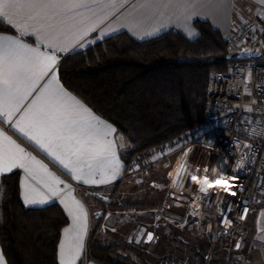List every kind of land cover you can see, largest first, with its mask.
Here are the masks:
<instances>
[{
  "label": "trees",
  "instance_id": "1",
  "mask_svg": "<svg viewBox=\"0 0 264 264\" xmlns=\"http://www.w3.org/2000/svg\"><path fill=\"white\" fill-rule=\"evenodd\" d=\"M194 25L199 33L194 40L176 31L143 41L118 33L65 55L58 65L59 79L127 138L131 156L174 145L205 119L209 73L226 71L236 58L228 40L209 22L197 20ZM0 30L11 31L1 22ZM1 184L0 247L7 264H60V239L69 224L62 207L58 203L26 207L19 171L4 175ZM193 243L196 248L189 251L190 256L178 249L184 260L206 264L212 244L206 240ZM132 253L129 245L92 231L84 261L146 264ZM160 264L180 263L171 256Z\"/></svg>",
  "mask_w": 264,
  "mask_h": 264
},
{
  "label": "snow or ice",
  "instance_id": "2",
  "mask_svg": "<svg viewBox=\"0 0 264 264\" xmlns=\"http://www.w3.org/2000/svg\"><path fill=\"white\" fill-rule=\"evenodd\" d=\"M123 0H0V18L16 21L22 34L31 30L41 42L48 41L53 51H65L69 43L79 46L89 31L107 15V9ZM151 3L152 0H147ZM143 6V5H142ZM57 65L55 55L45 54L29 47L17 38L0 37V117L20 113L17 129L28 139L35 141L49 155L59 160L65 168L81 171L80 165L89 159L102 163L114 158L112 144L107 140L111 132L98 128L94 118L69 93L53 83ZM44 80V83L40 82ZM34 93H38L33 96ZM29 97H33L29 100ZM27 101V104L25 103ZM6 147L0 148V176L14 168H24L34 174L35 168L47 173V169L7 137ZM91 167V165H88ZM207 171V169H205ZM77 179L82 177L77 176ZM198 177L192 176V180ZM207 181V177L204 178ZM95 182V181H93ZM62 183L55 180L54 184ZM226 180L216 179L215 185L224 186ZM54 184L45 183L55 193ZM209 188L213 184L208 185ZM204 191L205 189H200ZM232 195H235L233 192ZM3 186L0 184V197ZM26 205L44 204L46 199L35 189L24 193ZM78 214L73 216L79 231L75 233V253L61 264H75L86 225V214L76 202ZM245 211H247L245 209ZM149 239H152L149 235ZM239 247V245H237ZM0 264H4L0 257Z\"/></svg>",
  "mask_w": 264,
  "mask_h": 264
},
{
  "label": "crops",
  "instance_id": "3",
  "mask_svg": "<svg viewBox=\"0 0 264 264\" xmlns=\"http://www.w3.org/2000/svg\"><path fill=\"white\" fill-rule=\"evenodd\" d=\"M106 11L107 15L103 17L102 21L95 25L94 30L88 32L84 40L80 41L82 47L73 42L66 46L65 51L55 52L48 46V41L41 42L40 37L31 30L28 34H22L16 21L9 22L7 18H0V22L11 29V31L0 30V37L17 38L29 47L57 57L54 73H50L44 80H49L51 75H55L56 79L53 83L75 98L94 118V122H98V128L107 129L111 132L107 140L112 144L114 158L109 157L108 160L102 163L89 159L87 163L80 165L81 171H76L65 168L59 160L49 155L44 148L40 147L35 141L28 139L17 129L16 121L20 113L12 117H0V148L6 147L4 138L7 137L22 148L30 158H34L35 161L39 162V165H43L47 169V173H45L37 165L34 174H29L24 168H14L11 172L0 176V184L4 175L19 171L20 194L26 207L40 208L58 203L69 218V224L63 229L59 244L58 258L60 264L64 259L75 253V245L77 244L75 233L79 231L77 223L73 219V216L78 214L75 207L76 202L82 206L83 212L86 214V225L83 229L82 240L79 241L81 246L78 254H76L75 264H82L84 261L87 240L94 222H92L90 210L84 200L82 190L109 187L122 178L126 168L122 160L123 148L120 142V137L123 135L117 131L111 122L98 116L62 85L58 75V65L61 59L67 54L84 49L122 32L140 41L155 38L168 31L180 32L188 39L194 40L199 34L194 25L197 20L209 22L213 28L227 38L235 28L237 17L242 22L251 13L258 17L264 16V0H152L151 3H148L147 0H123L122 5L116 4ZM44 80L40 83L43 84ZM37 94L34 93L33 96ZM32 98L29 97L28 99L31 100ZM25 103L27 104V101ZM88 165H91V167ZM77 176L82 178L77 179ZM55 180L62 181V183L54 184ZM45 183L54 184L56 194L49 191L44 186ZM28 189H35L47 202L26 205L23 197ZM247 225L250 229L256 227V234L260 237L256 246L259 250L257 253H260L259 257L263 260L261 264H264V163L254 186L251 214ZM0 257L3 258L4 264H7L1 247ZM83 264L97 263L85 260Z\"/></svg>",
  "mask_w": 264,
  "mask_h": 264
},
{
  "label": "built area",
  "instance_id": "4",
  "mask_svg": "<svg viewBox=\"0 0 264 264\" xmlns=\"http://www.w3.org/2000/svg\"><path fill=\"white\" fill-rule=\"evenodd\" d=\"M232 39L240 46L238 54L258 52L260 56L234 59L226 71L209 74L205 119L197 127L195 138L175 151L178 154L168 173L174 183L178 170H182L184 189L170 186L168 196H185L187 208L183 215L175 214L170 203L149 210L151 215L158 213L156 217L177 224L194 241L206 240L212 245V238H236L249 221L254 186L264 163V16L245 23ZM179 139L175 146L182 143ZM192 176L198 179L193 181ZM216 179L228 183L218 186L214 184ZM197 182H209L213 187L201 193L200 201L195 203L190 185ZM213 193L219 195L218 200L203 208ZM177 216L179 220L174 218ZM178 241L183 247L190 245L184 236Z\"/></svg>",
  "mask_w": 264,
  "mask_h": 264
},
{
  "label": "rangeland",
  "instance_id": "5",
  "mask_svg": "<svg viewBox=\"0 0 264 264\" xmlns=\"http://www.w3.org/2000/svg\"><path fill=\"white\" fill-rule=\"evenodd\" d=\"M254 19L260 20V17L251 13L242 22L237 17L234 30L226 38L229 42L231 55H236L234 59L240 58L239 55L243 54H238L240 46L238 47L236 45L238 43L232 38L237 35L245 23ZM247 50L249 49H244V51ZM198 128L196 127L181 136L179 141L182 143L177 146L174 143L175 147L169 145L134 156H131L128 150L127 138L121 136L122 160L126 166L122 178L109 187L82 190V195L94 222L90 233L97 231L103 238L116 240L122 245H129L133 250L132 257L137 255L146 264H160L163 259L171 256L176 258L180 264H187L188 259L184 260L181 251L195 250L193 237L187 232H181L179 226L174 222L164 217H156L158 213L151 215L149 210L158 209L163 204L170 203L175 214L183 215L188 202L169 197L168 189L170 186L184 189L183 180H186L182 177L181 169L178 170L174 183L170 180L168 173L178 154L175 151L195 138L194 135ZM210 180L212 181V179ZM209 184L211 183L206 182L204 185H200L197 182L190 185L191 191H194L193 194L196 196L195 203L200 201L201 193L209 191ZM200 189L205 190L201 192ZM211 196V200L203 203V208H209L218 200L217 193H213ZM169 200L170 202H168ZM125 204L129 206H125ZM114 205L116 207H113ZM143 211L145 212L143 213ZM255 228L250 229L249 225H244L234 239L212 238L213 245L209 255L205 258L207 259L206 264H261L263 260L259 257L260 253H257L259 250L256 247L260 237L256 234ZM240 234H242L241 242L239 247L235 248ZM149 235L152 239H149ZM181 236L189 240L188 247H183L178 243Z\"/></svg>",
  "mask_w": 264,
  "mask_h": 264
},
{
  "label": "water",
  "instance_id": "6",
  "mask_svg": "<svg viewBox=\"0 0 264 264\" xmlns=\"http://www.w3.org/2000/svg\"><path fill=\"white\" fill-rule=\"evenodd\" d=\"M260 56V53H250V54H243V55H240V58L241 59H253V58H258ZM172 198L173 199H178V200H180V201H182V202H188V199L186 198V197H183V196H181V195H178V194H172ZM169 216H171V214H169ZM175 219H180V217H174ZM241 239H242V234H240V236H239V238H238V240H237V242H236V247L235 248H238L237 247V245H239L240 244V242H241Z\"/></svg>",
  "mask_w": 264,
  "mask_h": 264
}]
</instances>
